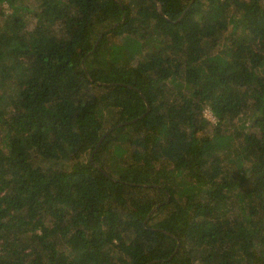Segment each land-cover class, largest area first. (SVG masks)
I'll return each mask as SVG.
<instances>
[{"label": "trees", "instance_id": "16d2710c", "mask_svg": "<svg viewBox=\"0 0 264 264\" xmlns=\"http://www.w3.org/2000/svg\"><path fill=\"white\" fill-rule=\"evenodd\" d=\"M0 264H264V0H0Z\"/></svg>", "mask_w": 264, "mask_h": 264}, {"label": "clouds", "instance_id": "9594fccd", "mask_svg": "<svg viewBox=\"0 0 264 264\" xmlns=\"http://www.w3.org/2000/svg\"><path fill=\"white\" fill-rule=\"evenodd\" d=\"M201 119L213 125L218 122L217 117L210 106H205L202 109Z\"/></svg>", "mask_w": 264, "mask_h": 264}, {"label": "water", "instance_id": "95a60500", "mask_svg": "<svg viewBox=\"0 0 264 264\" xmlns=\"http://www.w3.org/2000/svg\"><path fill=\"white\" fill-rule=\"evenodd\" d=\"M122 125H123V124H119V125H117V127L122 126ZM108 133H109V131L106 133V135H107ZM106 135H104V137H105ZM104 137H103V138H104ZM103 138L101 139V141L103 140ZM101 141L98 142V144H97V146H96V149L99 147Z\"/></svg>", "mask_w": 264, "mask_h": 264}]
</instances>
